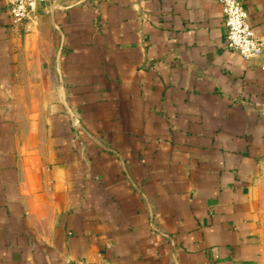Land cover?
Listing matches in <instances>:
<instances>
[{"label": "crops", "instance_id": "obj_1", "mask_svg": "<svg viewBox=\"0 0 264 264\" xmlns=\"http://www.w3.org/2000/svg\"><path fill=\"white\" fill-rule=\"evenodd\" d=\"M0 264H264V48L218 0H0Z\"/></svg>", "mask_w": 264, "mask_h": 264}, {"label": "built area", "instance_id": "obj_2", "mask_svg": "<svg viewBox=\"0 0 264 264\" xmlns=\"http://www.w3.org/2000/svg\"><path fill=\"white\" fill-rule=\"evenodd\" d=\"M13 24L34 22L39 0H5ZM221 6L226 47L242 58L250 59L262 53L264 35L255 33L249 13L241 0H218Z\"/></svg>", "mask_w": 264, "mask_h": 264}]
</instances>
